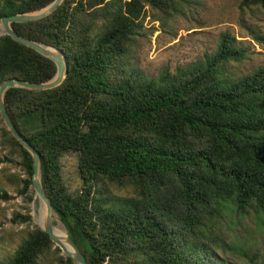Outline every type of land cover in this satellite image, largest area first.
Returning a JSON list of instances; mask_svg holds the SVG:
<instances>
[{"label":"trees","instance_id":"obj_1","mask_svg":"<svg viewBox=\"0 0 264 264\" xmlns=\"http://www.w3.org/2000/svg\"><path fill=\"white\" fill-rule=\"evenodd\" d=\"M53 1L0 0V21ZM188 2L65 0L42 20L12 24L20 36L62 50L69 61L59 87L11 89L5 105L39 153L43 190L88 264H230L216 254L221 242L213 223L228 206L264 220V66L228 76L226 65L245 61L249 51L224 33L212 55L174 74L165 68L146 78L127 67L146 6L170 17ZM253 8L264 10V0L239 4L241 12ZM247 30L264 46V34ZM55 74L51 60L0 36V84L14 78L43 83ZM0 137L1 150L15 154L5 160H20L26 179L17 176L19 194L25 195L33 158L7 128ZM70 152L78 154L82 181L75 195L61 174L60 159ZM112 186L132 195L111 197ZM31 220L30 214L14 219ZM53 247L35 225L0 264H36Z\"/></svg>","mask_w":264,"mask_h":264},{"label":"rangeland","instance_id":"obj_2","mask_svg":"<svg viewBox=\"0 0 264 264\" xmlns=\"http://www.w3.org/2000/svg\"><path fill=\"white\" fill-rule=\"evenodd\" d=\"M241 0H190L181 6L179 13L163 15L146 6L140 31L127 56V67L146 78H158L167 68L174 74L179 67H188L199 60L212 55L221 36L229 33L237 43L249 51L245 61L226 65V74L239 77L264 66V46L254 42L247 28H254L264 34V10L253 8L241 12ZM6 129L0 114V135ZM1 140V137H0ZM15 155L11 148H0V263L8 261L36 225L31 222H15V216L23 217L32 213L33 197L30 188L25 195L19 194L23 186L17 176L26 179L19 166V158L14 162L6 161L5 156ZM63 181L71 194H77L82 186L78 173V154L65 153L60 159ZM111 197L130 196V190L117 187L107 189ZM56 225H64L56 216ZM215 234L220 238L221 248L216 252L230 264H264V220L253 211L248 215L238 214L228 206L222 218L213 223ZM55 247L42 256L36 264H62L59 255L54 254ZM247 255V257L245 256ZM70 264H75L70 263ZM255 264V263H254Z\"/></svg>","mask_w":264,"mask_h":264},{"label":"water","instance_id":"obj_3","mask_svg":"<svg viewBox=\"0 0 264 264\" xmlns=\"http://www.w3.org/2000/svg\"><path fill=\"white\" fill-rule=\"evenodd\" d=\"M65 0H54L52 3L34 12L20 13L12 16L3 17L0 21V36H9L14 41L33 49L44 58L51 60L56 65L55 76L47 82L32 83L20 79H7L0 84V114L3 118L7 130L13 137L28 151L33 158V209L32 220L36 226L46 233L53 242L54 247H58L65 259H71L75 264H88L87 259L80 251L75 242L71 239L68 231L64 227L65 235L61 237L56 231V214L53 206L46 196L41 181V162L37 150L20 134L17 127L11 120L5 105V96L11 89L26 90H51L59 87L66 79L69 70V61L65 53L57 48L31 41L20 36L12 27L13 23H26L42 20L58 9Z\"/></svg>","mask_w":264,"mask_h":264},{"label":"bare ground","instance_id":"obj_4","mask_svg":"<svg viewBox=\"0 0 264 264\" xmlns=\"http://www.w3.org/2000/svg\"><path fill=\"white\" fill-rule=\"evenodd\" d=\"M65 227V226H64ZM56 231H57V233L61 236V237H63L64 235H65V231H64V228L63 227H59V226H57L56 227Z\"/></svg>","mask_w":264,"mask_h":264}]
</instances>
